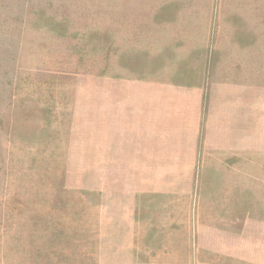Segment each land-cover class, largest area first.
I'll use <instances>...</instances> for the list:
<instances>
[{
  "label": "rangeland",
  "instance_id": "1",
  "mask_svg": "<svg viewBox=\"0 0 264 264\" xmlns=\"http://www.w3.org/2000/svg\"><path fill=\"white\" fill-rule=\"evenodd\" d=\"M0 264H264V0H0Z\"/></svg>",
  "mask_w": 264,
  "mask_h": 264
}]
</instances>
